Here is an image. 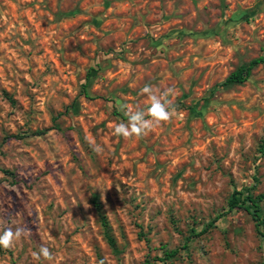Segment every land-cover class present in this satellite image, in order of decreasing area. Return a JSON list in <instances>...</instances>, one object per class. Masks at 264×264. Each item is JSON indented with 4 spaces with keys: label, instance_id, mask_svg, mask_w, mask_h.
<instances>
[{
    "label": "rangeland",
    "instance_id": "1",
    "mask_svg": "<svg viewBox=\"0 0 264 264\" xmlns=\"http://www.w3.org/2000/svg\"><path fill=\"white\" fill-rule=\"evenodd\" d=\"M258 57L264 0H0V221L31 230L0 264L41 246L51 264H264L228 209L264 193V64L221 85ZM145 84L174 90V117L114 136L115 102L146 109Z\"/></svg>",
    "mask_w": 264,
    "mask_h": 264
},
{
    "label": "clouds",
    "instance_id": "2",
    "mask_svg": "<svg viewBox=\"0 0 264 264\" xmlns=\"http://www.w3.org/2000/svg\"><path fill=\"white\" fill-rule=\"evenodd\" d=\"M140 92L147 97L148 101V105L144 110H134L123 102H115L114 107L126 117V122L122 120L114 125V136L124 139H140L155 128L170 122L174 117L176 110L170 99L174 92L172 88L161 92L159 89H154L151 84H145ZM92 148L93 151L98 153L102 151L99 145L93 144ZM30 235L31 230L27 227L17 226L13 229V227L6 226L3 221H0V249H12L18 241ZM32 257L39 264H44V262L51 264L54 260L52 251L46 246H41L39 251L33 252Z\"/></svg>",
    "mask_w": 264,
    "mask_h": 264
},
{
    "label": "trees",
    "instance_id": "3",
    "mask_svg": "<svg viewBox=\"0 0 264 264\" xmlns=\"http://www.w3.org/2000/svg\"><path fill=\"white\" fill-rule=\"evenodd\" d=\"M261 64H264V57H258L256 59L251 60L247 64L241 65L225 78V80L221 84L222 87L227 88L233 85L243 84L251 76L252 70L256 66ZM263 201H264V193L253 197L250 194H246L243 196V194H241L240 192H235L228 202L229 210H233L235 208H242L244 209V211H246L252 216L253 221L255 223L256 233L261 238H264V234L260 230V228L264 225V220L261 217V210L259 205ZM218 219L219 216L213 218L200 233H206L210 228L213 227V225L217 222ZM101 224L103 227V234L106 238V241L110 246L114 247L115 242L113 240V237L111 236L110 228L104 217H102ZM186 248H187V244L185 243L183 245V248L166 251L163 255V258H159L156 261L163 262V261L171 260L177 256L180 249H186ZM151 263H154V261L153 262L144 261L142 264H151Z\"/></svg>",
    "mask_w": 264,
    "mask_h": 264
}]
</instances>
